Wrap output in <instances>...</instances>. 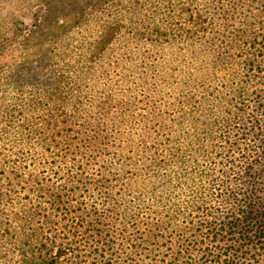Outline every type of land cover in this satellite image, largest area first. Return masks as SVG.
<instances>
[{
    "label": "rangeland",
    "instance_id": "1",
    "mask_svg": "<svg viewBox=\"0 0 264 264\" xmlns=\"http://www.w3.org/2000/svg\"><path fill=\"white\" fill-rule=\"evenodd\" d=\"M102 1L64 2L54 23L62 29H38L30 57L13 67L6 90L17 95L12 84H24L21 103L38 100L44 88L56 94L45 110L29 111V121L15 113L7 123L0 108V209L13 234L3 250L11 258L6 263L42 264L60 249L56 264H206L213 243L199 220L212 209L209 173L249 158L251 137L243 143L237 129L246 123L232 117L237 92L244 93L246 112L264 124V0L245 7L241 0L159 3L153 16L164 35L155 47L146 36L140 72L125 78L114 70L110 45L101 55V45L95 48L105 26L95 13ZM169 2L178 4L180 16L165 21ZM47 5L39 1L33 9L43 16L52 9ZM188 12L200 17L187 23ZM91 15L95 22H85ZM86 41L96 52L87 64ZM74 79L82 112L67 129L66 144L51 147L61 137L47 126V108L64 96L56 87ZM7 91L0 96H10ZM115 94L107 121L97 106ZM201 121L207 124L200 128ZM246 250L231 264H264V242Z\"/></svg>",
    "mask_w": 264,
    "mask_h": 264
},
{
    "label": "trees",
    "instance_id": "2",
    "mask_svg": "<svg viewBox=\"0 0 264 264\" xmlns=\"http://www.w3.org/2000/svg\"><path fill=\"white\" fill-rule=\"evenodd\" d=\"M39 1L47 2L48 8L52 7L43 16L39 14V10L33 9L34 5L38 4ZM72 1L76 0H0V77H3L0 83L1 92L6 93V89L10 86V76L13 74L16 60L30 57L32 53V40L37 30L44 28L46 25H50L54 29L52 32L61 30L62 26L54 24L58 20V15L63 13L62 6L60 5L64 2ZM205 1H207L205 2V6L220 2V0ZM241 1V6L245 7L248 0ZM162 2L167 5V0H157V3L156 0H103L96 8L95 13L105 17V26L101 33L100 42H97L95 48L101 45V48L99 47L100 49L97 51L101 55L108 50L107 46L110 45V56L112 59H115L114 70L119 68L120 71H125V74L122 73L120 77H128L129 71L140 72L142 67L141 57L143 56L141 52L147 47L145 46L146 36L151 37L148 42L150 43L149 46L155 47V43L164 35L158 29V24L155 23V16H153V14L155 15L154 8ZM54 4L55 7H53ZM176 6L178 7L177 3L171 4L169 2V8L165 13L167 15L165 16L167 17L165 21L173 15L180 16ZM191 10L194 11V8L190 9L189 12ZM189 12L186 20L187 23L192 22L196 17H200L198 12L191 14ZM93 17L94 15H91L86 18L85 22L94 20ZM41 18L43 20H39ZM162 19L157 14V23ZM87 43L88 41L81 48V56L85 59V64L92 62L96 53L89 49ZM262 48L264 51V45ZM82 57L76 59L75 62L82 60ZM76 66L77 69L80 68L79 65L76 64ZM50 71L53 73L55 68ZM63 81L64 79L59 80V83ZM66 82L62 87H56V89L61 90L57 91V94H61L62 92L64 95L61 101L57 105L54 104L47 108V126L51 132L55 131L56 136L59 135L61 137L60 140H56L57 138L53 137L51 147H56L63 143L66 144L68 139L67 129L70 130V127L82 112V105L78 99L80 94L78 92L72 93L75 89L77 90V86L75 88L77 81L75 79L72 80L73 85L71 86V82L67 80ZM121 84L124 85V82H121ZM23 87L24 84L22 83L12 84L14 93L18 92L17 95H13V92L9 90L7 92H11L10 96H0V102L4 98L5 100H10V102L8 101L3 106H0L3 118L7 123H10L15 113L21 114V116L25 115L24 120L29 121L26 114L35 109L45 110V107H43L45 102L56 94L52 89L44 88L38 96V100L35 98L33 101V97H31L28 98L27 104H23L17 100L19 94L23 93ZM122 96L124 97V95ZM122 96L120 97L121 99ZM113 97H116V94L108 96L109 101L104 106H97V112L100 111L101 116L106 117L107 121H109L108 116L115 100ZM15 98L17 101L14 100ZM243 98L244 93L242 91L236 93L235 99L237 105L234 108L236 115L232 117L234 119L238 117L243 121L242 123H246L245 126L237 127V129H243L240 136L243 143H246L248 139L247 135L251 137V143L245 148V153H247L249 158L245 160L239 158L234 164L228 162V164L220 169V173H217V176H212V173H209L211 176L209 180L211 181L209 183V196L211 195V200L209 201L212 209L204 215L203 220H199L201 227H203L206 233L205 238L207 239L211 235L210 240L213 243L211 249L208 248L207 252L203 255L206 264H231L235 258H238V253L243 251V249H252L255 243L261 244V242H264V190L260 189L258 192L255 186L257 184L256 180L259 179V182L264 186V124H260L258 120L253 118V115L246 112ZM118 101L119 99L116 102L118 103ZM262 113H264V105ZM206 117L208 116L206 115L203 120ZM223 121L224 117L221 116L217 123H224ZM123 122L122 119L117 122V125L123 124ZM205 123L207 124V122L201 121L199 127L201 128ZM232 128L234 129V126ZM245 129H247V134H244ZM62 131L64 133H61ZM226 131L221 136L227 138L231 130ZM95 135L93 133L91 138H95ZM53 136L55 135L53 134ZM5 139L3 138L1 141ZM206 193H208L207 188L204 197ZM1 215L0 209V264H7L6 261L11 258L7 257L3 250L11 244L13 234L8 225L4 226ZM253 229L255 230L252 231ZM222 241L223 249V246H218L219 242ZM39 251L41 252L40 249ZM62 254L64 252L57 249L51 257L48 256L46 258L44 256L40 262L42 264H56ZM185 264H188V262H185Z\"/></svg>",
    "mask_w": 264,
    "mask_h": 264
}]
</instances>
